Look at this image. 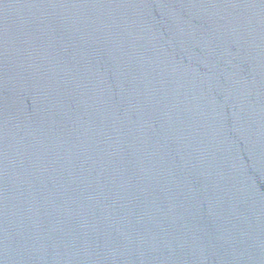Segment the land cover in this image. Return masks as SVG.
Masks as SVG:
<instances>
[{
  "label": "water",
  "instance_id": "1",
  "mask_svg": "<svg viewBox=\"0 0 264 264\" xmlns=\"http://www.w3.org/2000/svg\"><path fill=\"white\" fill-rule=\"evenodd\" d=\"M0 264H264V0H0Z\"/></svg>",
  "mask_w": 264,
  "mask_h": 264
}]
</instances>
